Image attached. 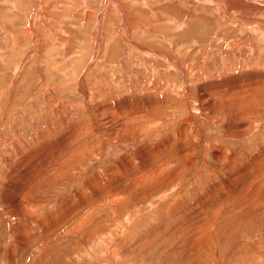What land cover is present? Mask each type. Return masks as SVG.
Wrapping results in <instances>:
<instances>
[{
	"label": "rangeland",
	"instance_id": "1",
	"mask_svg": "<svg viewBox=\"0 0 264 264\" xmlns=\"http://www.w3.org/2000/svg\"><path fill=\"white\" fill-rule=\"evenodd\" d=\"M46 1L44 16L33 19L40 38L34 34L35 42L28 24L36 0H0L1 264H190L192 257L196 264H264V206L229 227L235 215L228 202L224 212H214L211 236L197 253L181 255L190 245L186 225L213 214L207 207L192 216L200 209L197 199L206 206L240 193L246 202L244 193H252L256 206L264 198V175L253 170L255 154L264 155V112H254L264 104V81H245L250 88L241 93L227 92L226 84L230 77L241 84L242 74L264 73V36L231 26L235 35H227L220 25L224 16L196 8L185 18L179 12L159 15L149 31L138 21L153 22L149 9L125 0L131 37L119 33V16L112 12L100 27L96 57L95 16L84 22L76 11L83 0ZM102 1L89 0L91 10L99 13ZM158 2L154 11L160 13ZM185 2L173 4L186 10ZM192 11L208 21L192 18ZM246 23L264 31V21ZM229 41L241 52L229 53ZM177 61L184 68L170 64ZM215 82L224 94L208 89ZM233 97L235 110L251 107L240 124L246 122L248 132L236 133L231 122L215 119L223 104L214 113L207 107ZM132 124L141 134L133 135L137 128L131 133ZM208 142L226 152L222 161L214 159ZM206 161L219 171L210 172ZM241 166L248 174H238ZM154 168L161 178L142 185ZM155 209L162 210L158 220L145 222L158 216ZM134 213L142 226L122 234ZM220 213L231 217L217 219Z\"/></svg>",
	"mask_w": 264,
	"mask_h": 264
},
{
	"label": "bare ground",
	"instance_id": "2",
	"mask_svg": "<svg viewBox=\"0 0 264 264\" xmlns=\"http://www.w3.org/2000/svg\"><path fill=\"white\" fill-rule=\"evenodd\" d=\"M46 1V0H45ZM48 1V0H47ZM46 1V2H47ZM71 1H74V0H71ZM129 1H131V6L133 7V4H140L141 6H143V7H145V8H147V9H149V11H150V17H151V19L153 20V22H148V23H144V22H142L141 21V19H138V21L140 22V25H143V27H145V29L146 30H149V31H152V30H154V28L156 27L155 26V20H156V18H157V16H159V15H164L165 13H171L172 14V18H173V13L174 12H179V13H181L182 15H183V17L185 18V17H188V13H187V10H189V9H192V8H196V9H198L199 11H202V12H214V11H218L222 16H224L225 17V21L222 23H220V25H221V28H225L226 29V31H227V35H232V36H234L235 34L234 33H232V28L231 27H233V28H235V27H238L239 28V32H242V33H246V32H249V36H256L257 34L258 35H261V36H264V31L263 30H261L260 28H258V26L257 25H254V26H249L247 23H246V21H251V22H254V21H264V0H186V2H185V4L187 5V9L186 10H183V9H177L176 7H178V6H176L175 7V5L173 4V3H177L178 2V0H153V3L154 2H158V3H160L163 7H162V9H163V12H158V11H154V4L152 3V1L151 0H129ZM182 1V0H181ZM48 2H50V1H48ZM75 3H76V1H74ZM84 2V3H83ZM83 2H82V7H78L77 9H76V11L77 12H79L80 14L78 15L84 22L86 21V18L89 16V17H93V16H95V25H96V32L94 33V35H93V37H92V40H93V42H92V47L95 49V52H96V54H95V56L97 55V52L99 51L98 49H100L101 47H100V45H101V42H102V40H101V37H103L102 35H101V28L100 27H102V23H103V21H104V19H105V17H107V16H111V14H112V12H115L116 14H118V16H119V20H120V34L121 35H123V36H126V37H128L129 36V38L131 37V27H130V25H129V22H128V19H129V17L132 15L131 14V10H130V4L129 5H126L125 3V0H103L102 1V5H101V7H100V12L98 13L97 11H96V13L93 11V10H91V6H90V3H89V0H83ZM49 5V4H48ZM34 7V13H32L33 15H32V18L29 20V27H30V29H29V31L31 32V35L32 36H34V40H35V42H37L38 41V34H36L35 32H34V29H33V19L35 18L34 16H36V14L38 13H43V16H44V13L46 12V10H47V8H46V5H45V2H44V0H36V2H35V5L33 6ZM74 7V6H73ZM75 8V7H74ZM33 9V8H32ZM75 10V9H74ZM202 12H196V11H192V12H190V15L192 16V18H198V19H200L202 22H206V21H208V20H206L205 19V14L204 13H202ZM76 13V12H75ZM98 13V14H97ZM167 14H165L164 16H166ZM116 16V15H115ZM38 17V16H37ZM48 17V16H47ZM39 18V17H38ZM42 18V17H41ZM45 18V17H44ZM48 20V19H47ZM40 21V20H39ZM82 21V22H83ZM46 22V21H45ZM41 22H39V24H40ZM42 24V23H41ZM34 25H36V24H34ZM52 25V24H51ZM51 25H50V27H51ZM47 26V25H46ZM81 26V25H80ZM231 26V27H230ZM28 27V28H29ZM45 27V26H44ZM50 27H48L47 26V28H50ZM98 27H99V30H98ZM46 28V27H45ZM51 29H53V28H51ZM51 29H49V30H51ZM236 29V28H235ZM45 30V29H44ZM48 30V31H49ZM46 33H47V30L45 31ZM50 32V31H49ZM34 34H36L37 35V37H35L36 35H34ZM41 34V33H40ZM50 34H52L53 35V33H50ZM49 34V35H50ZM98 34V35H97ZM54 36H57V35H55L54 34ZM59 38V37H58ZM40 39V38H39ZM247 39H248V37H247ZM57 40V39H56ZM57 42H58V44L60 43L61 45H62V39L61 38H59L58 40H57ZM34 44V43H33ZM39 44V43H38ZM225 45L227 46V47H229L230 48V50H229V53H233V52H235V51H238V49H239V46H238V44L237 43H235V42H233V41H229V42H226L225 43ZM37 46V45H36ZM102 46V45H101ZM141 46V48L143 49L142 51H146V47L144 46V45H140ZM36 48V47H35ZM247 48H249L251 51L253 50V46L252 45H250L249 47H247ZM33 49V48H32ZM37 49V48H36ZM93 50V49H92ZM240 50V49H239ZM233 51V52H232ZM240 52H241V50H240ZM240 52H239V54H240ZM162 56H164V58L166 59V60H169L170 59V56L167 54V53H160ZM91 56H93V55H91ZM97 57V56H96ZM253 58L255 57V55L253 54V56H252ZM91 59H92V57H90ZM90 59V60H91ZM255 59V58H254ZM257 59V58H256ZM178 63V64H177ZM171 65H176V66H181L182 68H184V63L183 62H181V61H177V62H171L170 63ZM258 73V72H257ZM262 74V75H261ZM235 77V76H234ZM240 79H241V81H242V83L240 84V83H235L234 84V80L235 79H237V78H228V83H226V84H228V89H229V91H227V92H236L235 90H240V93H241V91L242 90H245V89H249L250 88V86L248 85L249 84V82H251V81H253L254 79H256V78H259V79H261L262 81H260L259 80V82L261 83V82H263L264 81V73H258V74H256V73H247V74H242V77H241V75H240V77H239ZM243 78V79H242ZM238 80V79H237ZM245 81H247L248 82V84L245 82ZM236 82V81H235ZM258 82V83H259ZM81 83V82H80ZM256 85H257V82H254ZM220 84H221V82H215V83H213V84H209L208 85V89L211 91L212 90V88L213 87H215V89H213L214 90V93L218 96V95H222V93L224 94V92H223V90H222V88H221V86H220ZM242 85L243 86V89L240 87V85ZM253 84V83H252ZM255 84H253L254 86H255ZM253 85L251 86V87H253ZM225 87H226V85H225ZM261 88V87H260ZM227 89V88H226ZM254 89V88H253ZM83 90V89H82ZM225 90V89H224ZM244 92V91H243ZM209 93V92H208ZM232 94V93H231ZM236 95V94H235ZM246 95V94H245ZM212 96V95H211ZM224 96V95H223ZM228 97V96H227ZM232 97V96H231ZM230 97V98H231ZM236 97V96H235ZM162 98V97H161ZM219 99V100H217V99H215V100H212L211 102L209 101V103L207 104V107H210L211 108V112L212 113H214V112H216L217 111V109H219V107H222V105L221 104H223L224 106H225V108L226 109H224L223 107H222V111H220V112H222L221 113V117L219 116V117H216L215 119H217V120H221L222 118L224 119H226V121H228V122H231L230 124H229V126H230V129H234V131H236V133L237 132H242L243 130H245V132H248V130H249V128H248V126L246 125V122H244V126H240V124H242L243 123V118H244V116H247L250 112V109H251V107H249L250 109L249 110H246V111H239V110H235V108H234V101H235V98L233 97L232 99ZM159 100V99H158ZM246 101L247 102H250V103H252L253 101L249 98V97H247L246 98ZM244 102V101H243ZM165 103V102H164ZM204 103V102H203ZM203 105V104H202ZM247 105V104H246ZM61 106V105H60ZM103 106V105H102ZM99 107V106H98ZM149 107V106H148ZM205 107V106H204ZM242 107V106H241ZM103 108V107H102ZM105 108V107H104ZM143 108V107H142ZM131 109V108H130ZM144 109V108H143ZM242 109V108H241ZM59 110V109H58ZM108 110V109H107ZM120 110V109H119ZM66 111V110H65ZM100 111H102V110H100ZM67 112V111H66ZM109 112H111V111H109ZM114 112V111H113ZM117 112H118V110H117ZM254 112H256V113H262V112H264V104L260 107V110H255ZM101 113H103V112H101ZM107 113V111L105 112V114ZM119 113H121V111L119 112ZM108 114V113H107ZM106 114V115H107ZM250 114H252V113H250ZM249 114V115H250ZM101 115V114H100ZM121 115V114H120ZM149 115V114H148ZM213 115V114H212ZM216 115V114H215ZM214 115V116H215ZM104 116V115H103ZM210 116V115H209ZM233 116H235L234 117V119L232 118ZM117 117V116H116ZM211 117V116H210ZM104 118V117H103ZM59 119H60V117H59ZM64 119V118H63ZM111 119V118H110ZM113 119V118H112ZM117 119H119V118H117ZM117 119H115V116H114V119L113 120H116L117 121ZM121 119V118H120ZM233 119V120H232ZM109 120V119H108ZM122 121H124V120H122ZM126 121V120H125ZM124 121V122H125ZM225 121V120H224ZM115 122V121H114ZM211 122V121H210ZM117 123V122H116ZM120 123H122V122H120ZM215 123V122H214ZM118 124V123H117ZM185 124V122L183 123V125ZM121 125H123V123L121 124ZM114 126V125H113ZM131 126V133H132V129H135V128H137V129H135L134 131H136L135 133H134V131H133V135L135 134L136 135V133L137 134H141L140 132L143 130H141L140 129V127H139V129H138V127L137 126H134L133 124L132 125H130ZM118 127V126H117ZM122 127V126H121ZM124 127V126H123ZM122 127V128H123ZM111 129H112V127H110ZM128 128H129V126H128ZM143 128V127H142ZM227 128H229V127H227ZM113 130V129H112ZM123 130V129H122ZM138 130H141V131H138ZM145 130H147L146 128H145ZM144 130V131H145ZM114 131H116V130H114ZM113 131V132H114ZM119 131L121 132V129H119ZM130 131V130H129ZM143 131V132H144ZM127 133H128V130H127ZM230 133V132H229ZM116 134V133H115ZM120 134V133H119ZM130 134V133H129ZM128 136V135H127ZM130 138H131V136H130ZM126 139V138H125ZM137 139V138H136ZM119 140V139H118ZM131 140V139H130ZM125 141V140H124ZM135 141V140H134ZM211 141V140H210ZM213 142H215V140H213ZM213 142H211V143H207L208 144V146H210V148H214V152L212 153V155L214 156V159L216 160V161H222V159H223V154L224 153H226L225 151H223V148L222 147H218V146H216V145H214L215 143H213ZM219 144V143H218ZM65 146V145H64ZM66 147V146H65ZM225 149V148H224ZM53 152V151H52ZM141 154H142V152H141ZM225 155H227V154H225ZM144 157V156H143ZM145 159L147 158L146 157V155H145V157H144ZM238 158H240V157H235V159H237L238 160ZM249 156H246V159L247 160H249ZM252 158V157H251ZM141 159V158H140ZM256 159V160H255ZM255 164H254V167H253V170H255L254 172H259V174H261V176L262 175H264V170L262 169V165H264L263 163H264V155H261V154H259L258 152H257V154H255ZM236 161V160H235ZM238 163V162H237ZM253 164V163H252ZM212 165V163H210V162H208L207 163V161H206V163H205V167L206 168H209L210 170V172H214V170H216L217 171V169L215 168V167H213V166H211ZM235 165H237V164H235ZM234 165V166H235ZM247 165L248 164H246L245 166H244V168L245 169H248V167H247ZM253 166V165H252ZM227 167V166H226ZM225 167V169H227ZM242 167V166H241ZM234 169H238V167L236 166V168L234 167ZM205 170V169H204ZM239 170L240 171H238L239 173L238 174H240V175H246V174H248V171H246V170H244L243 169V167L240 169L239 168ZM250 170H251V168H250ZM250 170H249V172H250ZM219 171V170H218ZM217 171V172H218ZM237 171V170H236ZM221 173V171L218 173V174H220ZM147 174V173H146ZM145 174V177H143L142 179V181H144V182H142V185H144V184H146L148 181H150L151 180V182H153V180H157V177L159 176V178H161V173L156 169V168H154V169H152L151 170V172L150 173H148L147 175ZM237 174V173H236ZM255 174V173H254ZM173 175H171V177H172ZM208 176V175H207ZM150 177V178H149ZM151 182H149V184H151ZM141 183V182H140ZM258 183H259V181H256V182H254V184L257 186L258 185ZM231 190V189H230ZM236 191V190H235ZM239 191H241V192H243V189H240ZM264 191V190H263ZM213 192H215L216 194H220V191H219V189H215L214 188V191ZM207 193H211V192H207ZM244 193V192H243ZM251 196H252V193H248V195H246L245 193H244V197H245V199H246V202L244 201V200H242L241 198L243 197L240 193L239 194H233V195H226V196H224L223 197V200H221V201H219V203L218 204H215V203H210V204H208V205H204L205 203H206V200L205 201H199L198 199L195 201V202H197V207H200V209H198V211H196V212H194V214L192 215V216H196V215H198L199 213H201V211L202 210H205L207 207H209V209L208 210H210V209H213L212 211H211V213L213 212V214H211V216L208 218V216L209 215H207L206 213H203L202 214V216H200V217H198V218H195L192 222H190L189 224H187L186 225V227H187V231H186V234L187 235H190V238L188 237V239H189V242H190V245H186L184 248H186V249H184V248H182V250H184V252L183 253H181V255L183 256V255H187L188 253H190V255H192V256H194L197 252H196V250L195 249H197V248H199L203 243H205L206 242V238H209L210 236H211V232H210V227H211V225H212V218H214L215 217V215L216 214H214V212L216 211V212H224L225 210H226V204H227V202H228V204H229V207H228V211H230L231 209H232V204H233V206H234V208L232 209V211H234L233 213H234V217L233 218H230L229 219V222H227V221H224V222H227V226L229 225V227H231V226H235V225H238V223H240L241 222V220L242 219H245L246 217H248V216H253L254 214H253V211L252 210H254V211H256L257 210V212H259L258 211V209H261V206H264L263 204H264V198H260V201H259V204H257L256 206H254V203H250V201H249V199H251ZM118 199V198H117ZM120 202V201H119ZM198 202H199V204H198ZM246 203H248L249 204V207L248 208H245V206L244 205H246ZM181 205H184L185 203H180ZM242 204V205H241ZM194 208L192 207V210H193ZM154 212H156L157 214H158V216L155 214V213H153L151 216H149L148 217V219H146V218H144L143 220H145V222H147L148 220L150 221V222H153V220H158V218H159V216H160V214H161V212H162V210H160V209H155L154 210ZM253 214V215H252ZM137 215V214H136ZM135 215V213H134V215L133 216H131L130 218L131 219H127L128 220V222H127V224L125 225L124 224V227H126V228H122L123 229V231H122V234H128L131 230H133V229H135L136 227H141L142 225H141V223H140V221L142 220V218H139V217H137ZM224 215H226L227 217H231L230 215H229V213H220L219 215H218V217H217V219L218 218H220V217H222V216H224ZM246 220V219H245ZM141 225V226H140ZM215 225V224H214ZM214 225H213V227H214ZM185 227V228H186ZM239 227V226H238ZM184 227L182 228V230H184L185 229ZM212 228V227H211ZM225 228V227H224ZM121 229V230H122ZM191 229H193L192 231H190ZM204 229H207V231H204ZM237 229V228H236ZM179 234H181V232H178ZM178 233H175L174 232V235H179ZM184 235V234H183ZM183 235H180V237H182L183 238ZM260 235V234H259ZM182 238H179V243L181 242V240H182ZM260 238H261V240L259 239V241H263V243H264V235H261L260 236ZM164 241H166V237H165V239H164ZM146 243V242H145ZM179 243H176V246H177V248H178V250H179V247H178V245H179ZM191 249H194V250H191ZM116 250V249H115ZM196 252V253H195ZM195 253V254H194ZM217 256V255H216ZM42 257V256H41ZM211 257V256H210ZM216 258V257H215ZM190 259H192L193 261L192 262H190V264H196V261L194 260V258L192 257V258H190ZM190 261V260H189ZM202 261H204V260H202ZM210 261H212V260H210ZM2 262L0 261V264H1ZM32 263H34L33 261H32ZM31 262L29 263V264H32ZM120 264H124V262H122V261H120L119 262ZM199 264H200V262H198ZM207 264H217L215 261H212L211 263L209 262V261H207Z\"/></svg>",
	"mask_w": 264,
	"mask_h": 264
}]
</instances>
